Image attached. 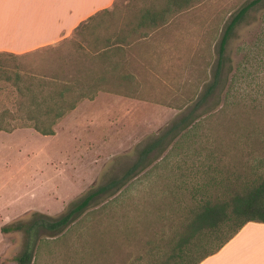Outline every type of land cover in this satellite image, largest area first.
<instances>
[{"label": "rangeland", "instance_id": "obj_1", "mask_svg": "<svg viewBox=\"0 0 264 264\" xmlns=\"http://www.w3.org/2000/svg\"><path fill=\"white\" fill-rule=\"evenodd\" d=\"M151 1L117 0L109 19L85 30L88 40L72 34L54 47L3 57V62L25 75L68 73L77 64L81 69L77 75L96 76L98 64H88L82 52H94L98 36L127 27ZM248 1L202 0L172 16L165 27L169 69L161 71V78L137 79L130 87L132 93H102L92 102L83 99L77 110L57 122L54 134L30 127L0 132V264H17L27 238L23 231L5 232L3 227L30 221L37 211L52 217L66 213L89 191L123 176L149 143L196 107L212 79L223 29ZM263 30L264 4L255 6L236 28L227 51L229 80L193 116L201 120L212 112L216 122H224L222 108L231 76L244 67L251 71L249 84L237 83L235 90L237 95L241 88L251 92L258 102L261 111L253 115L250 127L258 129L261 137L240 141L228 137L223 127L220 137H212L218 154H225L233 165H243L252 152L264 154V63L252 66L249 60L256 55L254 46ZM80 45L85 48L79 49ZM10 86L0 80V110L14 107L16 96ZM196 138L206 142L205 137ZM187 140L177 137L166 150L153 151L148 160L155 159L149 167L115 193L96 199L59 235L39 232L32 264H146L148 241L160 231L170 232L168 219L175 216L174 169L178 162L193 158ZM175 143L184 147H174ZM235 143L241 149L236 150Z\"/></svg>", "mask_w": 264, "mask_h": 264}, {"label": "trees", "instance_id": "obj_2", "mask_svg": "<svg viewBox=\"0 0 264 264\" xmlns=\"http://www.w3.org/2000/svg\"><path fill=\"white\" fill-rule=\"evenodd\" d=\"M201 1L153 0L143 9L139 26L147 21L153 27L166 24L172 16ZM262 4L264 0L248 1L229 20L221 34L212 79L206 85L199 103L184 119L174 122L160 137L149 143L123 176L89 191L59 217L37 211L30 221H19L3 227L5 232L23 231L26 234L24 249L16 257L17 264L33 263L39 232L46 230L48 236H57L65 231L96 199L115 193L129 183L138 171L149 167L155 159L148 160L149 155L158 149L166 150L177 137L188 138V149L193 158L176 161L178 168L174 169L175 177L172 179L176 184L171 189V207H175V216L168 219L171 221L168 234L165 230L160 231L154 239L148 241L146 264H199L218 252L248 222L264 223V154L252 152L251 158L243 165H233L226 161L225 154H218L212 140L220 137L221 127L225 128L228 137H240V141L242 137H261L258 129L250 127L253 115L261 111L260 106L256 105L258 102L251 98V92L239 88L237 95L235 90L237 83L240 87L249 84L251 71L244 67L231 76L225 94L226 103L222 108L224 122H216V114L212 112L201 120L193 117L196 110L210 96L216 94L220 84L229 80V44L237 26L255 6ZM96 17L97 15L92 16L82 22L74 34L88 40L85 30L89 27L96 28L90 24ZM101 38L98 36L96 41ZM254 47L257 49L256 55L249 60L252 66H259L264 63V30L258 36ZM84 48L82 45L79 47L82 50ZM94 48L93 55L89 51L82 52L88 64L90 61L96 62L97 59L104 61L113 53L109 38L103 44L96 43ZM18 56L0 52V80L10 83L11 91L16 96L13 108L0 110V132L30 127L44 135L54 134L57 122L75 109L83 99L93 100L105 84L115 83V79L107 76V72L103 70L96 76H79L81 69L77 68V64L68 73L57 71L52 75H25L19 70L6 67L3 62V57ZM90 71L92 70L88 66L87 72ZM245 71L248 72L245 74ZM196 137H205L206 142H201ZM234 145L236 150L241 149L236 143ZM174 147L184 146L180 143Z\"/></svg>", "mask_w": 264, "mask_h": 264}, {"label": "crops", "instance_id": "obj_3", "mask_svg": "<svg viewBox=\"0 0 264 264\" xmlns=\"http://www.w3.org/2000/svg\"><path fill=\"white\" fill-rule=\"evenodd\" d=\"M116 1L0 0V52L22 55L60 43L92 16L97 15L91 26L102 18L109 19ZM140 19V15L135 16L127 27L123 25L96 41L100 45L109 38L113 53L104 61L90 63L98 64V75L103 70L115 79L114 84H105L97 96L132 93L130 87L138 83L137 79L161 78V71L169 69V33L165 29L169 22L153 27L147 21L139 26ZM199 264H264V223L248 222L218 252Z\"/></svg>", "mask_w": 264, "mask_h": 264}]
</instances>
